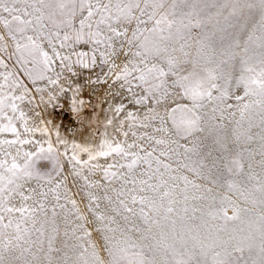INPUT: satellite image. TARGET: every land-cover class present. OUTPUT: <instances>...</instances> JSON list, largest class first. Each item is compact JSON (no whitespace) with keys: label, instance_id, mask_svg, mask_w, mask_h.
<instances>
[{"label":"snow or ice","instance_id":"1","mask_svg":"<svg viewBox=\"0 0 264 264\" xmlns=\"http://www.w3.org/2000/svg\"><path fill=\"white\" fill-rule=\"evenodd\" d=\"M0 68V264H264V0H0Z\"/></svg>","mask_w":264,"mask_h":264},{"label":"rangeland","instance_id":"2","mask_svg":"<svg viewBox=\"0 0 264 264\" xmlns=\"http://www.w3.org/2000/svg\"><path fill=\"white\" fill-rule=\"evenodd\" d=\"M10 69H11V65H10ZM5 69L0 68V72H4ZM98 71V69H97ZM0 83H3V79L2 77H0ZM71 95V92H69V96ZM85 100L88 99L87 95L85 94V96L83 97ZM63 102V101H62ZM88 113H91V109H86L85 110ZM57 113H60V109H56ZM61 121H63V125L64 127L61 128V135L66 137V138H71V133L73 131H75L77 128H79L80 126L78 124H71V126H69V115L67 112L61 113L60 116L57 118L56 120V124L60 125ZM103 129H101L102 131ZM37 136H39V134H37ZM0 138H4L3 136H0ZM8 138H11L10 134H8ZM78 141L80 140V137H75ZM53 139H55V136L53 134Z\"/></svg>","mask_w":264,"mask_h":264}]
</instances>
